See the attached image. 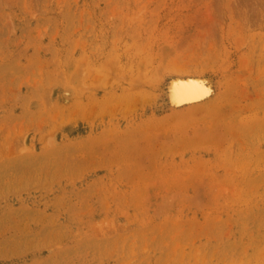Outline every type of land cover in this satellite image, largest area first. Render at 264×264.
Listing matches in <instances>:
<instances>
[{
	"label": "rangeland",
	"instance_id": "rangeland-1",
	"mask_svg": "<svg viewBox=\"0 0 264 264\" xmlns=\"http://www.w3.org/2000/svg\"><path fill=\"white\" fill-rule=\"evenodd\" d=\"M0 264H264V0H0Z\"/></svg>",
	"mask_w": 264,
	"mask_h": 264
},
{
	"label": "bare ground",
	"instance_id": "bare-ground-1",
	"mask_svg": "<svg viewBox=\"0 0 264 264\" xmlns=\"http://www.w3.org/2000/svg\"><path fill=\"white\" fill-rule=\"evenodd\" d=\"M176 93L178 97L186 96H199L206 92L205 87L200 83H188V82H181L176 88Z\"/></svg>",
	"mask_w": 264,
	"mask_h": 264
}]
</instances>
